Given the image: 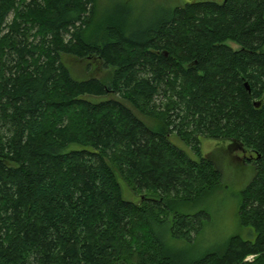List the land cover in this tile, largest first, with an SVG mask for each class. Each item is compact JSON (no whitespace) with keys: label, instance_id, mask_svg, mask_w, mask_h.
Masks as SVG:
<instances>
[{"label":"trees","instance_id":"1","mask_svg":"<svg viewBox=\"0 0 264 264\" xmlns=\"http://www.w3.org/2000/svg\"><path fill=\"white\" fill-rule=\"evenodd\" d=\"M135 7L0 0V264H264V0ZM201 137L252 168L230 232Z\"/></svg>","mask_w":264,"mask_h":264},{"label":"rangeland","instance_id":"2","mask_svg":"<svg viewBox=\"0 0 264 264\" xmlns=\"http://www.w3.org/2000/svg\"><path fill=\"white\" fill-rule=\"evenodd\" d=\"M122 1V0H119ZM134 2V5L136 6L132 10L131 20L137 21L140 25H144L145 23H148L152 21L159 13L160 7H170L175 5L176 2H179V0H131ZM180 1H188V0H180ZM12 17V13L9 12V14L6 16L5 19V26H2L0 30V35H2L6 31V27ZM29 41H32L33 43L37 42L36 38H31L29 35ZM227 44H229L231 47L236 48L238 47L235 43L231 41H227ZM66 64L71 68V71L74 76L76 77H86V76H98V77H104L108 73V69L102 66V64H99L95 61H87L80 58H75L72 56H65L64 57ZM160 99H162L161 96H157L155 98V102L159 103ZM177 142L184 147V144L179 139H176ZM201 148L203 153H208L209 156L214 160L218 168L221 170L223 174V180L225 183H229L225 189H224V196L227 198V207L224 208V215L222 218V222H219V219H217V213L215 214V217L212 218L211 222H208L207 225H205V234H209L210 232H215V230L219 227L223 229L224 225L227 224L228 232H230V224L232 221V212L234 211L235 206V192L237 191V188L244 184L252 173V168L249 165H244L240 169H237L239 159L235 156H231L230 153L226 150V143L220 141V140H214L206 137H201ZM236 174V175H235ZM235 177V178H234ZM122 183V193L123 195L131 200H137L138 195L133 193L130 189V186H128L124 181ZM213 208L216 210L218 206L214 205ZM250 258V257H249Z\"/></svg>","mask_w":264,"mask_h":264}]
</instances>
